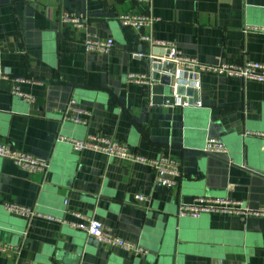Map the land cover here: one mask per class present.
Instances as JSON below:
<instances>
[{
	"label": "crops",
	"instance_id": "crops-1",
	"mask_svg": "<svg viewBox=\"0 0 264 264\" xmlns=\"http://www.w3.org/2000/svg\"><path fill=\"white\" fill-rule=\"evenodd\" d=\"M62 12L81 15L84 25L59 22ZM127 12L159 18L141 32L200 62L264 63V32L251 29L264 28V0H0V69L8 74L0 78V138L49 161L45 172H27L0 157V264H264L263 216L176 215L200 196L264 206V82L202 72L200 107L168 104L166 84L126 81L128 72L152 74L149 55L165 52L119 23ZM87 33L113 38L114 47L86 52ZM13 76L25 78L19 88L33 104L11 94ZM70 99L89 111L86 123L64 115ZM87 134L146 158L174 157L181 176L157 186L148 164L56 141ZM209 137L226 151L204 152ZM6 203L63 221L13 214ZM89 217L146 253L103 245L69 224Z\"/></svg>",
	"mask_w": 264,
	"mask_h": 264
},
{
	"label": "built area",
	"instance_id": "built-area-1",
	"mask_svg": "<svg viewBox=\"0 0 264 264\" xmlns=\"http://www.w3.org/2000/svg\"><path fill=\"white\" fill-rule=\"evenodd\" d=\"M136 2L150 4L152 0H134ZM122 26L132 28L138 33V39L142 42H148L150 46H161L165 52L160 55H149L151 58L152 74L128 72L126 81L136 83L142 86H151L155 83H163L162 76H167L166 84L171 92V101L168 104L177 107L202 105L199 98L200 91V75L202 72H211L219 75L235 76L242 81L253 80L264 82V63L244 59L241 62H230L220 60L215 64H207L200 62L193 56L182 54L173 42L153 39L144 35L141 31L152 26L159 18L146 13H123L117 16ZM59 22L70 23L76 27L84 25L83 17L79 14L71 12H62L58 17ZM254 31H263L264 28L253 26ZM84 50L89 53H107L114 47V40L111 37L100 38L87 33L83 42ZM143 53L134 52L132 55L140 57ZM157 59L163 68L156 69L152 66L153 60ZM156 72L157 76L153 73ZM8 74L0 69V78H7ZM25 78L13 76L11 78L12 89L11 94L20 97L23 101L33 104L35 98L24 93L19 88V83ZM183 87L191 90V93H178L177 89ZM197 94V96H195ZM64 115L76 123H86L89 111L77 106L74 99L68 100L64 108ZM57 142H65L71 146L74 151L93 150L104 155L107 159L118 158L130 162H141L148 164L154 171L153 181L157 186L170 188L174 186L181 176L180 160L162 154L157 158H146L138 155L128 149V146L121 141L105 137L100 134H87L84 138H74L65 135H58ZM202 150L206 153H224L226 146L220 138L209 137L205 140ZM0 157L11 160L15 165L27 172H45L49 167L47 159L39 158L31 153L21 151L14 148L9 142L0 138ZM138 200H146L143 195L136 194ZM4 210L31 218L33 216H44L48 220H60L50 214H42L33 207L19 205L15 203H6L3 205ZM71 213L82 218L83 216L76 211ZM205 213L234 214L244 220L247 216H263L264 206L257 208H248L243 206L239 200H231L226 198H213L200 196L195 198L192 203H181L176 211L178 217L197 218ZM70 226L84 230L90 237L97 242L106 246H117L123 250L130 251L133 255H141L146 251L129 241H126L113 233V231L102 224L99 220L92 217L86 218L85 222L72 221ZM5 246L0 243V250H5Z\"/></svg>",
	"mask_w": 264,
	"mask_h": 264
},
{
	"label": "water",
	"instance_id": "water-1",
	"mask_svg": "<svg viewBox=\"0 0 264 264\" xmlns=\"http://www.w3.org/2000/svg\"><path fill=\"white\" fill-rule=\"evenodd\" d=\"M154 62L152 63V66L154 67V68H156V69H161V68H163V65L162 64H160L159 63V61L157 60V59H154L153 60ZM153 75L154 76H157V73L156 72H154L153 73ZM162 81H163V83H167V76H162ZM183 90V91H182ZM177 91H178V93H187L186 92V90L183 88V87H179L178 89H177ZM191 91V90H190ZM187 94H189V93H187Z\"/></svg>",
	"mask_w": 264,
	"mask_h": 264
}]
</instances>
